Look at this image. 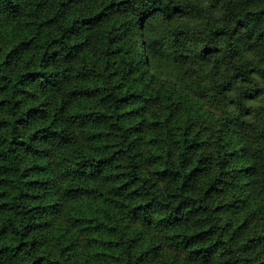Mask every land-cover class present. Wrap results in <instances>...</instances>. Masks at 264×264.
I'll return each mask as SVG.
<instances>
[{
  "label": "trees",
  "instance_id": "16d2710c",
  "mask_svg": "<svg viewBox=\"0 0 264 264\" xmlns=\"http://www.w3.org/2000/svg\"><path fill=\"white\" fill-rule=\"evenodd\" d=\"M224 3L0 0V264H264V0Z\"/></svg>",
  "mask_w": 264,
  "mask_h": 264
},
{
  "label": "rangeland",
  "instance_id": "374dc122",
  "mask_svg": "<svg viewBox=\"0 0 264 264\" xmlns=\"http://www.w3.org/2000/svg\"><path fill=\"white\" fill-rule=\"evenodd\" d=\"M196 7H192L189 12L179 11L173 14L172 19L167 21L160 20L163 27H175L177 24L186 23L188 27L184 26L188 31L189 36L194 38L196 33L199 32L202 36L205 34L208 20L219 22L224 14V0H191ZM208 7H205V5ZM172 40V39H170ZM172 68L183 72L175 63L171 65ZM175 78V77H174ZM254 110V117L264 118V100H251ZM262 106V107H260Z\"/></svg>",
  "mask_w": 264,
  "mask_h": 264
},
{
  "label": "clouds",
  "instance_id": "9594fccd",
  "mask_svg": "<svg viewBox=\"0 0 264 264\" xmlns=\"http://www.w3.org/2000/svg\"><path fill=\"white\" fill-rule=\"evenodd\" d=\"M205 7H208V5L206 4Z\"/></svg>",
  "mask_w": 264,
  "mask_h": 264
}]
</instances>
